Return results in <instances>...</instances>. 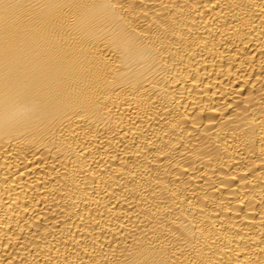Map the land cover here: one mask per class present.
<instances>
[{"label": "bare ground", "instance_id": "bare-ground-1", "mask_svg": "<svg viewBox=\"0 0 264 264\" xmlns=\"http://www.w3.org/2000/svg\"><path fill=\"white\" fill-rule=\"evenodd\" d=\"M0 264H264V0H0Z\"/></svg>", "mask_w": 264, "mask_h": 264}]
</instances>
